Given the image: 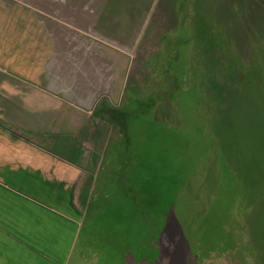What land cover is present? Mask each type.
<instances>
[{
    "label": "rangeland",
    "instance_id": "rangeland-1",
    "mask_svg": "<svg viewBox=\"0 0 264 264\" xmlns=\"http://www.w3.org/2000/svg\"><path fill=\"white\" fill-rule=\"evenodd\" d=\"M150 2L69 264H264V0Z\"/></svg>",
    "mask_w": 264,
    "mask_h": 264
},
{
    "label": "crops",
    "instance_id": "crops-1",
    "mask_svg": "<svg viewBox=\"0 0 264 264\" xmlns=\"http://www.w3.org/2000/svg\"><path fill=\"white\" fill-rule=\"evenodd\" d=\"M140 1L0 0V264L70 263L93 163L75 134L122 97Z\"/></svg>",
    "mask_w": 264,
    "mask_h": 264
},
{
    "label": "trees",
    "instance_id": "trees-1",
    "mask_svg": "<svg viewBox=\"0 0 264 264\" xmlns=\"http://www.w3.org/2000/svg\"><path fill=\"white\" fill-rule=\"evenodd\" d=\"M135 59L133 57L130 67H129V71H128V75H127V79L125 82V87H124V91L122 94V99L123 96L125 94V91L127 89V87L130 85V79H131V75L133 73V68L135 65ZM121 99V101H122ZM104 99L100 100L97 102V104L95 105V108L93 110V114L91 117L88 118V120L86 121L85 125L81 127V129L75 134V140L81 143H88V147L86 148L87 152H90L93 163L91 166V189L89 192V195L86 199L85 202V206L87 204V201L90 197V195H92V191L93 188L95 187V184L97 182V178L95 176L96 170L99 167V160H100V151L101 149H103V147L105 146L106 141H108V138H111L112 133L117 129L116 128V118L118 119L120 116L117 117V115H114L112 117L113 120L109 119L108 116L103 115L104 113L106 114V112L108 110H116V108H113L107 104H105ZM122 103V102H121ZM117 113L120 111V109H117ZM120 114V112H119ZM122 126H124L125 124V116L122 113ZM115 120V121H114ZM87 139V140H86ZM89 140V141H88ZM96 143V145H95Z\"/></svg>",
    "mask_w": 264,
    "mask_h": 264
},
{
    "label": "flooded vegetation",
    "instance_id": "flooded-vegetation-1",
    "mask_svg": "<svg viewBox=\"0 0 264 264\" xmlns=\"http://www.w3.org/2000/svg\"><path fill=\"white\" fill-rule=\"evenodd\" d=\"M249 236H250L249 239L247 238L248 242L251 241L250 233H249ZM219 245L222 246V243H220ZM212 248L213 246L208 248V251H207L208 253L205 256H203V258L201 259V262L198 264H239V261L237 259H233L229 256L230 250L224 251L222 255H219L216 253L217 250L215 251ZM246 250L247 249H245L244 251Z\"/></svg>",
    "mask_w": 264,
    "mask_h": 264
}]
</instances>
